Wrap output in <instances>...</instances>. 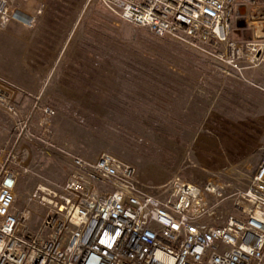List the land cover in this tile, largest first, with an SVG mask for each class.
<instances>
[{"label": "rangeland", "instance_id": "rangeland-1", "mask_svg": "<svg viewBox=\"0 0 264 264\" xmlns=\"http://www.w3.org/2000/svg\"><path fill=\"white\" fill-rule=\"evenodd\" d=\"M11 1L38 19L33 28H0V91L22 114L34 102L30 94L41 92L57 111L50 133L40 115L32 125L52 150L36 139L20 145L27 154L17 167L16 210L40 184L68 180L73 167L60 148L89 160L114 154L135 166L145 194L162 198L174 180L214 182L222 195H208L207 220L223 225L237 214L264 156V60L234 70L211 45L158 38L97 2ZM257 5L264 0L235 15L231 40L264 39V16L250 15ZM15 127L0 102V149L12 144ZM44 212L35 210L30 230Z\"/></svg>", "mask_w": 264, "mask_h": 264}, {"label": "built area", "instance_id": "built-area-1", "mask_svg": "<svg viewBox=\"0 0 264 264\" xmlns=\"http://www.w3.org/2000/svg\"><path fill=\"white\" fill-rule=\"evenodd\" d=\"M88 1L158 38L211 45L217 59L234 70L264 60V39H230L239 3L257 0ZM17 19L33 28L38 15L0 0V28ZM9 94L0 91V102L16 120L12 144L0 149V264H264V156L235 205L237 214L223 225L207 220L213 207L208 195H222L214 182L174 180L162 198L145 194L135 166L114 154L89 160L60 148L73 167L68 180L40 184L28 206L16 210L17 167L27 154L20 145L36 139L52 150L55 146L38 137L32 125L40 115L43 132L50 133L57 111L42 103L41 92L30 94L34 102L22 114ZM42 207L46 212L38 229L30 230L35 210Z\"/></svg>", "mask_w": 264, "mask_h": 264}, {"label": "crops", "instance_id": "crops-1", "mask_svg": "<svg viewBox=\"0 0 264 264\" xmlns=\"http://www.w3.org/2000/svg\"><path fill=\"white\" fill-rule=\"evenodd\" d=\"M245 6V7H244ZM261 7H264V5H257L255 8H256V10H254V11H250V15H251V13L253 12L254 14H259V15H262V16H264V10H260L259 8H261ZM24 12H26V13H28V14H30V15H33V14H31V10H28V11H25L24 9H22ZM240 10V13L241 12H243V11H246L247 13L249 12V9L247 8V6L246 5H243V3H239V5H238V11ZM33 11V10H32ZM237 14H238V12H237ZM11 25H22V26H24V27H26V28H29V27H27L26 25H25V23H23L21 20H15L14 22H12V24Z\"/></svg>", "mask_w": 264, "mask_h": 264}, {"label": "trees", "instance_id": "trees-1", "mask_svg": "<svg viewBox=\"0 0 264 264\" xmlns=\"http://www.w3.org/2000/svg\"><path fill=\"white\" fill-rule=\"evenodd\" d=\"M103 7V6H102ZM104 8V7H103Z\"/></svg>", "mask_w": 264, "mask_h": 264}]
</instances>
